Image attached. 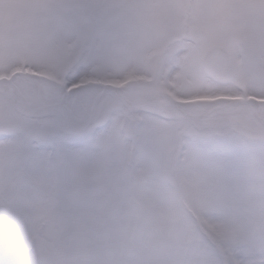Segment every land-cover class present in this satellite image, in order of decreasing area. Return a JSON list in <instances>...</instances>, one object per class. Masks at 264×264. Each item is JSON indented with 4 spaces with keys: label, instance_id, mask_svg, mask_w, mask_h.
<instances>
[{
    "label": "rangeland",
    "instance_id": "rangeland-1",
    "mask_svg": "<svg viewBox=\"0 0 264 264\" xmlns=\"http://www.w3.org/2000/svg\"><path fill=\"white\" fill-rule=\"evenodd\" d=\"M246 7L229 33L193 0H0V264H264V105L219 99L264 98Z\"/></svg>",
    "mask_w": 264,
    "mask_h": 264
},
{
    "label": "clouds",
    "instance_id": "clouds-1",
    "mask_svg": "<svg viewBox=\"0 0 264 264\" xmlns=\"http://www.w3.org/2000/svg\"><path fill=\"white\" fill-rule=\"evenodd\" d=\"M248 0H193L196 15L208 29L226 32H246L251 24Z\"/></svg>",
    "mask_w": 264,
    "mask_h": 264
},
{
    "label": "water",
    "instance_id": "water-1",
    "mask_svg": "<svg viewBox=\"0 0 264 264\" xmlns=\"http://www.w3.org/2000/svg\"><path fill=\"white\" fill-rule=\"evenodd\" d=\"M221 51L219 48L215 47V48H212V49H209L208 52H207V55L204 59V66H205V69L207 71H209L212 75H214L215 77H217L219 80H221V75L218 73V70H216L215 68H217V66L213 65L212 62L210 61V58L211 56L214 57L216 55H220ZM209 59V61H207ZM209 69V70H208ZM217 73L219 76H217ZM120 98H122L120 95H119ZM123 99V98H122ZM98 101V100H97ZM97 101L95 102L94 106L96 105ZM123 101L125 102V100L123 99ZM52 104L50 105H47L45 107H49L51 106ZM68 111V109H66Z\"/></svg>",
    "mask_w": 264,
    "mask_h": 264
},
{
    "label": "flooded vegetation",
    "instance_id": "flooded-vegetation-1",
    "mask_svg": "<svg viewBox=\"0 0 264 264\" xmlns=\"http://www.w3.org/2000/svg\"><path fill=\"white\" fill-rule=\"evenodd\" d=\"M177 54H180V53H177ZM231 59H232V62H233V67H234L235 73H237V65H238V63L235 65V63H234V59L232 58V55H231ZM236 79H237V78H236ZM234 83H235V82H234ZM234 83H231V84H234ZM221 84H224V83H221ZM226 85H230V84H226ZM261 105H263V104L258 103V104L256 105V109H257V110L260 109Z\"/></svg>",
    "mask_w": 264,
    "mask_h": 264
},
{
    "label": "bare ground",
    "instance_id": "bare-ground-1",
    "mask_svg": "<svg viewBox=\"0 0 264 264\" xmlns=\"http://www.w3.org/2000/svg\"><path fill=\"white\" fill-rule=\"evenodd\" d=\"M126 101H128V99H126ZM211 218L214 220V222H217L218 220V217H216V216H211Z\"/></svg>",
    "mask_w": 264,
    "mask_h": 264
}]
</instances>
